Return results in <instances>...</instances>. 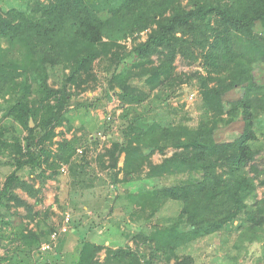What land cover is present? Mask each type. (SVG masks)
<instances>
[{
	"label": "trees",
	"instance_id": "1",
	"mask_svg": "<svg viewBox=\"0 0 264 264\" xmlns=\"http://www.w3.org/2000/svg\"><path fill=\"white\" fill-rule=\"evenodd\" d=\"M25 3L6 12L0 6V158L10 166L0 187V249L13 250L0 263L39 264L41 246L61 224L50 223V209L35 206L42 204L47 182L63 174V164L73 190L80 191L95 188L98 174L106 171L114 172L115 186L135 182L146 170L149 180L174 178L142 203L147 223L168 201L186 208L217 197L227 216L222 228L215 222L197 226L185 215L160 230L139 227L136 248L114 249L84 237L77 260L68 255L67 264H183L178 251L208 236L236 233L241 244L264 236V159L262 165L258 161L259 135L264 137V0H192L188 6L184 0ZM128 40L131 49L123 44ZM179 57L201 71L178 74ZM97 62L108 87L101 99L76 104L97 110L119 100L123 141L93 158L82 140L66 133L74 128L68 118L74 99L98 88ZM194 79L201 114L191 126L190 117L180 118L181 109L166 101ZM152 100L167 109L147 119L140 108ZM65 126L66 133L58 132ZM156 153L165 155L160 164L152 161ZM27 167L39 170V187L21 177ZM60 253L44 264H59ZM231 258L240 264L238 256Z\"/></svg>",
	"mask_w": 264,
	"mask_h": 264
},
{
	"label": "rangeland",
	"instance_id": "2",
	"mask_svg": "<svg viewBox=\"0 0 264 264\" xmlns=\"http://www.w3.org/2000/svg\"><path fill=\"white\" fill-rule=\"evenodd\" d=\"M25 1L0 0V6L6 12L11 8L24 6L26 4ZM195 1L208 4L211 0ZM191 3L192 0H184V5L186 6L191 5ZM146 33L147 31L141 34L143 39L146 38ZM132 41L128 40L123 44L127 49H131ZM1 43L5 44L4 39ZM99 65V62L95 65L96 72L99 75L98 88L94 91L85 92L80 98L74 99V105L68 114L69 120L74 125L73 130L66 133V126L58 129V132H65L68 139L76 138L82 140L84 144L82 148L89 147L93 158L98 154H103L105 149L109 148L112 143L123 141L121 124L119 122V116L122 113V110L119 108V100H114L105 108H98L97 110L78 108L76 104V102L79 103L83 100L101 99L103 97V89L107 88L108 85L106 80H104L105 75L101 73ZM175 65L178 74H191L193 71H201L199 65L189 66L181 57L177 59ZM60 74L61 71H58L56 78H52L50 82L57 81L59 78L57 76H60ZM197 80L194 79L193 85L186 83L182 85V87L177 89L176 94L166 101L172 107L181 109V113L178 115L180 118L184 116L190 117L189 124L191 126H196L201 114V111L197 109V103L201 100L199 88L195 85ZM165 92H168V90H165ZM163 108L167 109V105H162L161 102L152 100L150 104L147 103L144 107L140 108V111L145 113V118L153 119L159 112H162ZM114 112H116V119H114ZM110 120H115V122L110 125ZM259 137V144L263 146V150L258 161L262 165L264 159V137L261 135ZM57 139L60 140V137ZM95 143L98 144L95 145ZM172 153L173 150H169L167 156H171ZM164 157L165 155L156 153L152 157V161L155 164H160ZM3 163V159L0 158V187H2V183L5 181V174L10 172V166H6ZM119 165L120 167L123 165V157ZM64 166L68 170V166L63 164L62 167ZM110 172L106 171L98 174L95 188L86 191L73 190L71 179L68 176L69 173L59 175L56 180H49L47 182L43 194L40 195V199L43 202L35 206V211L45 212L50 209V223L61 224V228L67 215L70 216L71 221L68 225L69 232L64 236L61 234L62 237L56 246L53 247L54 249L41 252L42 257L38 260L39 264L52 262L51 255H55L56 252H61L60 256L57 257L59 264H67L68 255H72L73 259L77 260L76 253L80 248V241L84 237H88L92 242L114 249L126 246L136 248L134 235L138 233L139 227H144L148 232L155 229L160 230L169 219L184 215L188 217L189 222L197 226H205L209 222H215L222 228L225 222L224 218L227 216L219 208L217 197H214L209 202H200L196 207L186 208L179 202L168 201L156 213L151 223H147L146 217L142 213V203L148 201V196L152 191H155L157 188L170 186L176 180L174 178L167 180L157 179L156 181L149 180L146 178V170L141 178L135 182L115 186L112 174L114 172ZM20 175L30 184H34L36 187L40 186L39 170L27 167L22 170ZM122 177L123 174H120L119 178L121 179ZM18 191L22 193V196L30 204L34 205L36 203L35 198L30 199L24 191ZM259 193L262 196L264 190L260 189ZM20 213L25 215L26 210L21 208ZM258 224H262V219L259 220ZM30 227H33V224ZM12 228L8 227L6 232L9 234ZM222 231L225 232V230ZM237 243L236 233H230V237L226 236V238L214 234L181 248L178 254L183 264H233L234 262L231 258L233 255L238 256L240 264H264V236H258L257 240L253 243H238L239 248L235 246ZM63 248L64 250H61ZM53 250L54 252H52ZM12 251V248H1L0 256L6 257L8 252ZM66 251L72 252V254H68ZM100 256L103 259L105 251Z\"/></svg>",
	"mask_w": 264,
	"mask_h": 264
},
{
	"label": "built area",
	"instance_id": "3",
	"mask_svg": "<svg viewBox=\"0 0 264 264\" xmlns=\"http://www.w3.org/2000/svg\"><path fill=\"white\" fill-rule=\"evenodd\" d=\"M79 154L83 153V149H79L78 150ZM62 173L67 174L68 170L66 168V166L62 167L61 169ZM71 221V218L69 215H67V217L65 218L64 224L61 228V230L59 232H54L51 236V240L49 242L44 243L41 248H40V252H46L48 250H51L53 247L56 246L57 242L60 239L61 234H66L67 232H69V223Z\"/></svg>",
	"mask_w": 264,
	"mask_h": 264
},
{
	"label": "water",
	"instance_id": "4",
	"mask_svg": "<svg viewBox=\"0 0 264 264\" xmlns=\"http://www.w3.org/2000/svg\"><path fill=\"white\" fill-rule=\"evenodd\" d=\"M30 125H31V127H34V121H33V119L30 120Z\"/></svg>",
	"mask_w": 264,
	"mask_h": 264
},
{
	"label": "crops",
	"instance_id": "5",
	"mask_svg": "<svg viewBox=\"0 0 264 264\" xmlns=\"http://www.w3.org/2000/svg\"><path fill=\"white\" fill-rule=\"evenodd\" d=\"M18 193L22 196V193L18 191ZM26 195L31 199V197L26 193ZM25 195V196H26ZM23 197V196H22ZM24 198V197H23ZM25 199V198H24ZM26 200V199H25ZM29 202V201H28Z\"/></svg>",
	"mask_w": 264,
	"mask_h": 264
}]
</instances>
